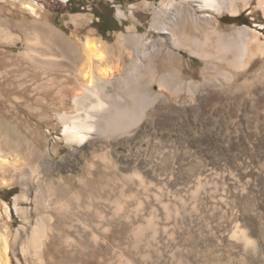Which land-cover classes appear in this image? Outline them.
<instances>
[{
    "label": "rangeland",
    "instance_id": "rangeland-1",
    "mask_svg": "<svg viewBox=\"0 0 264 264\" xmlns=\"http://www.w3.org/2000/svg\"><path fill=\"white\" fill-rule=\"evenodd\" d=\"M167 1L40 0L42 9L38 18L24 10L20 2L0 0V25L3 24L8 33L0 35V148L3 154L7 153L5 148L16 153L22 165L19 164L17 170L6 166L0 173V234L8 229L9 237L14 239L19 228L26 227L20 241L23 243L44 213L56 216L52 207L55 199L48 194L55 191L59 176L71 175L70 182L77 186L80 177L88 176L86 161L75 158L71 153L74 146L66 143L62 116L74 112L71 101L74 96L85 93L83 85L88 84L89 78L93 82L90 85H102L105 94L113 97L118 111L121 88H128L130 98L132 93L138 95L137 108L145 99L142 96L158 92L157 84H151L148 69L143 66L133 68L128 63L121 64L115 86L103 84L97 74L105 67L117 68L118 61H107L104 67L94 64L86 77L68 66L75 63L82 67L85 63L83 45L88 40L113 46L120 34H127V29L134 27L141 35L155 40L161 38L153 27L157 22L154 11ZM257 4L255 0L237 16L225 14L220 18L221 29L231 32L248 26L264 32V13ZM119 9L126 17L118 15ZM77 17L82 19L75 22ZM98 17L110 26V31L104 35L99 29ZM160 19L168 21L167 16ZM38 21L47 22L65 34L76 46L77 54L70 51L61 56L37 46L33 31ZM114 27L118 30L112 31ZM46 35L38 34L50 39ZM195 35L203 38L201 33ZM29 51L36 53L45 65L35 63ZM182 52L186 65L178 68L179 73L183 82L197 85L196 95L179 92L181 81L171 73L172 91L147 108V117L132 135L121 137L107 147L115 153V160L126 173H138L143 182L138 178L127 180L125 187L120 185L125 194H118L119 197L110 193L116 188L120 190L113 181L107 188L110 197L105 192L100 194L101 186H94L91 192L94 209L91 208L90 214L101 210L111 215L122 199L121 215L138 213V220L111 221L110 225L142 226L141 250L145 252L149 240L157 242L152 244L156 249L151 247L153 261L148 258V264H264V78L259 71L263 62L256 60L246 72L235 71L238 79L228 87L215 73H203V59ZM62 61L67 62V68L59 66ZM221 68L229 71L225 65ZM166 70L158 66L159 73ZM249 80L253 86L243 87ZM216 83L218 88H214ZM119 114H116V124H128L129 116ZM96 144L100 148L105 145ZM90 151L88 148L85 152L93 163ZM35 153L43 156L35 158ZM47 159L55 164L53 176L45 169ZM23 175L32 183L26 202L25 199L24 202L15 200L23 195L20 182ZM114 195L118 199L113 198ZM6 206L10 217L6 216ZM17 207L23 208L17 210ZM22 210L29 214L27 220L23 219ZM147 219L153 220L152 223ZM236 226L255 242L252 252H246L239 240L230 238ZM155 228L159 233L155 239H159L151 240ZM60 247L76 252L65 244ZM27 254L25 264H37L35 256ZM13 261L17 264L15 259Z\"/></svg>",
    "mask_w": 264,
    "mask_h": 264
},
{
    "label": "bare ground",
    "instance_id": "bare-ground-1",
    "mask_svg": "<svg viewBox=\"0 0 264 264\" xmlns=\"http://www.w3.org/2000/svg\"><path fill=\"white\" fill-rule=\"evenodd\" d=\"M13 1L20 2L24 10H27L38 18L41 17L39 15L40 9H42L39 3L40 0ZM64 1L67 2L69 0ZM254 1L168 0L166 3H161L154 11L157 22L154 23L153 27H156L161 38L155 40L146 35H141L137 27H134L128 28L127 34H120L113 46H108L103 42L95 40H88L83 45L84 51L82 56L85 59V63H83L82 67L79 66L81 70L75 63L68 66H71V69L80 74V76H88L94 64L100 66L105 65L107 61L111 63L112 61H118L117 68L108 69L105 67L102 72L98 71L97 74L100 82L105 85L115 86L118 83L117 78L121 72V64L128 63L133 68L143 66L148 69L151 84H157L158 92L142 96L145 99L139 102V108H137L138 95L132 93V98H130L127 92L128 88H121L122 92L118 96L121 108L118 111L113 103V97L105 94L102 85H97L96 83L94 86L90 85L93 82L89 78L88 84L83 85L85 93L74 96L73 101H71L74 112L62 116V122L66 125L64 131L66 143L74 146L71 153L75 158L86 161L88 176L80 177L77 180L79 182L78 186L76 183L70 182L73 179L71 175L61 174L59 176L55 191L52 194H48L49 197L52 196L55 199V206L53 204L52 207H54L53 211L56 212V216L44 213L29 235L26 236L23 243L20 241L21 236L26 234V227H20L14 239L9 237L10 235L7 233L8 229H6L4 234H0V264H14V259L17 264H25L27 253L35 256L37 264H148V258L151 259L150 257L154 252L152 248L155 245L152 247V244H156L157 242L152 241L151 243L149 240L145 246V252L141 250L143 245L141 237L144 232L142 226L133 223L130 228L121 226V224L120 227H116V224L114 227L110 225L111 221L120 222L125 220L131 222L133 218L138 220V213H134V216L121 215V211H123L122 199L118 200L117 208L111 215L101 210L90 214L91 208L94 207H92L93 204L91 202L93 200V193L91 192L94 190V186H101V195L105 192L108 197H110V193L112 195L118 196L120 194L124 196L125 191L123 187H125L124 184L127 180L132 181L138 178L139 181H142L138 173H126L123 166H119L115 160V153L107 147L111 146L113 142L116 143L121 137L132 135L147 117L149 113L147 108H151L157 101H162L164 94L172 91L170 84L171 73L176 74L181 81L180 86L177 85L179 92H189L192 95H196L195 88L197 85L194 83L186 84L179 73L180 69L178 68L186 65L182 51H187L203 59V73H207L208 75L215 73L216 76L224 79L228 87L233 85L238 79L235 71L246 72L259 59L263 62L259 70L260 76L262 75L264 78V32L257 27L251 28L248 26L233 29L231 32H225L221 29L220 22V18L225 14L240 15ZM257 2L258 9L264 13V0H257ZM118 15L126 17L125 12L121 9L118 10ZM166 16L168 18L167 22L160 19ZM80 19L82 18H75V22H78ZM83 20L86 19L83 18ZM34 26L36 29L33 33L37 40V46L44 47L51 53L57 52L61 56L69 54L70 51L77 54L78 50L76 51V46L73 42L65 34L51 27L47 22L38 21ZM39 29H42L43 32ZM196 32L201 33L203 38H198L195 35ZM39 33L47 34L46 36L50 39L42 36L39 37ZM1 34H8L3 24L0 25ZM28 53H31L29 55H31L35 63L45 65L36 53L31 51ZM67 65L66 61H62L59 64L60 67ZM159 65L166 67L167 70L159 73ZM222 65L227 66L229 71H224L221 68ZM207 80L208 78H205V81ZM251 81L245 82L242 86L252 85ZM218 83L214 85V88L219 87ZM117 113L122 115V117L129 116L127 118L129 123L125 125L116 124L118 119L116 117ZM98 142H103L106 146L104 145L100 148V145L96 144ZM88 148L92 150L89 152V155L93 163H90L86 156L85 151ZM9 150V148H5V152L7 153L3 154L0 148V173L4 172L5 167L9 165L15 167L17 170L20 164L21 159L19 156ZM41 155L40 153H35V158ZM48 159L45 161V169L49 175L53 176L56 167ZM67 164L68 160H66ZM20 166L22 167L21 164ZM110 181L115 182L117 186L121 185L123 187L120 186L119 191L116 190L117 188L111 192L109 191L108 195L107 190L109 189L108 184ZM20 182L23 186V195L18 196L15 200L24 202L25 199L26 202L25 196L32 189V183L24 175L21 176ZM113 198L116 199L117 197ZM102 200L107 201L106 198H101ZM104 207L106 208V206ZM21 209L17 207V210ZM22 212L23 219L27 220L29 214L24 210ZM5 213L7 217H10V211L7 206L5 207ZM143 217L146 218L147 216ZM151 226L154 227L152 224ZM156 228L154 229L155 231L153 230L151 240L159 239H155L159 234ZM149 229L151 228L149 227ZM165 230L168 231V229ZM150 231L152 232V230ZM158 232L160 231L158 230ZM230 238L239 240L246 252H252L255 249V242L245 230L240 229L238 226L232 231ZM112 241L115 243L113 244ZM59 243L65 244L69 249L74 248L76 252L61 250L62 247H60ZM158 243L160 244L159 241ZM52 250L54 254H51ZM157 250L159 249L157 248ZM161 254L163 255V253Z\"/></svg>",
    "mask_w": 264,
    "mask_h": 264
},
{
    "label": "trees",
    "instance_id": "trees-1",
    "mask_svg": "<svg viewBox=\"0 0 264 264\" xmlns=\"http://www.w3.org/2000/svg\"><path fill=\"white\" fill-rule=\"evenodd\" d=\"M77 12L78 11H75V13H77ZM98 18L100 19V21H99L100 28L99 29H100L102 35H104V33H107V32L110 31V26H108L107 24H105L102 18H100V17H98ZM115 30H118V28L117 27H114V29H112V31H115Z\"/></svg>",
    "mask_w": 264,
    "mask_h": 264
},
{
    "label": "flooded vegetation",
    "instance_id": "flooded-vegetation-1",
    "mask_svg": "<svg viewBox=\"0 0 264 264\" xmlns=\"http://www.w3.org/2000/svg\"><path fill=\"white\" fill-rule=\"evenodd\" d=\"M105 24H107V25H108V23H105Z\"/></svg>",
    "mask_w": 264,
    "mask_h": 264
}]
</instances>
